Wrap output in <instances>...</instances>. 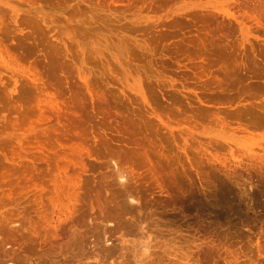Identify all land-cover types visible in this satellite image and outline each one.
Instances as JSON below:
<instances>
[{"label": "rangeland", "instance_id": "374dc122", "mask_svg": "<svg viewBox=\"0 0 264 264\" xmlns=\"http://www.w3.org/2000/svg\"><path fill=\"white\" fill-rule=\"evenodd\" d=\"M10 259L264 264V0H0Z\"/></svg>", "mask_w": 264, "mask_h": 264}, {"label": "bare ground", "instance_id": "6f19581e", "mask_svg": "<svg viewBox=\"0 0 264 264\" xmlns=\"http://www.w3.org/2000/svg\"><path fill=\"white\" fill-rule=\"evenodd\" d=\"M46 102L50 103L51 105L55 103L53 100L52 101L46 100ZM47 103H45V104H47ZM55 106H56V104H55ZM56 107H58V105ZM121 178L124 179L123 177H121ZM121 178H119V179H121ZM64 181H62L64 183V184L62 183L64 187H62V185L57 186V187H60L59 189L61 191L56 195V197L51 199V211L49 213H46L43 216L44 220L46 221L45 223H47L48 226H51V227H54L58 223H61L62 221H64L72 211L73 197L71 194V190L76 187L77 180L68 177V179L64 180ZM123 181H125V180H123ZM128 198L130 200L134 201V198L132 195H129ZM12 261L13 260L10 259L6 263L7 264H13Z\"/></svg>", "mask_w": 264, "mask_h": 264}]
</instances>
